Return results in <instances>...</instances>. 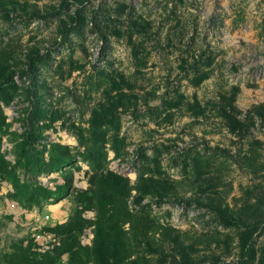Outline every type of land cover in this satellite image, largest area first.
Returning a JSON list of instances; mask_svg holds the SVG:
<instances>
[{
	"label": "rangeland",
	"instance_id": "obj_1",
	"mask_svg": "<svg viewBox=\"0 0 264 264\" xmlns=\"http://www.w3.org/2000/svg\"><path fill=\"white\" fill-rule=\"evenodd\" d=\"M104 168L127 264H264V0H0V264L76 212L103 264Z\"/></svg>",
	"mask_w": 264,
	"mask_h": 264
},
{
	"label": "trees",
	"instance_id": "obj_2",
	"mask_svg": "<svg viewBox=\"0 0 264 264\" xmlns=\"http://www.w3.org/2000/svg\"><path fill=\"white\" fill-rule=\"evenodd\" d=\"M92 186L89 191L91 196L87 198L88 203L94 204L96 211L95 236L93 249L103 261V264H127L126 252L131 250V244L123 242V228L119 225L117 218L124 216L121 208H127V200L135 187L129 186L128 179L108 169H101L91 174L88 179ZM152 186V185H149ZM156 191L159 192L157 188ZM84 203V202H82ZM130 215L129 209H127ZM131 218H127L130 222ZM86 221L77 212L64 223L50 227L57 241L50 243L47 247L28 243L27 238H21L13 246V250L6 254L1 264H61L65 254L74 256L81 252L83 245L80 235L85 232ZM137 234L144 239L148 236L144 229L138 226ZM70 264H75L71 261Z\"/></svg>",
	"mask_w": 264,
	"mask_h": 264
}]
</instances>
